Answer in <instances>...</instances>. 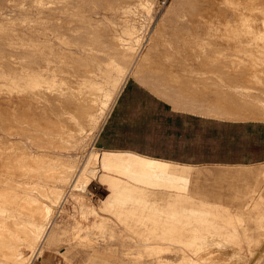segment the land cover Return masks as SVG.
<instances>
[{
  "label": "rangeland",
  "instance_id": "rangeland-1",
  "mask_svg": "<svg viewBox=\"0 0 264 264\" xmlns=\"http://www.w3.org/2000/svg\"><path fill=\"white\" fill-rule=\"evenodd\" d=\"M182 6V0H0V137H17L16 133H9L6 125V115H12L10 108L4 105L7 96L12 99L11 107L28 105L25 110L17 109L41 110L49 117L48 122L54 118L57 121V116L71 112L67 104L57 102L56 105V100L48 103L40 99L58 86V90L87 95L91 90L87 83L77 84L75 89L71 86L73 81H86L92 75L98 82L100 97L110 101L109 108L100 101L96 121L68 136L64 147L41 146L29 135L22 136L30 150L37 152L46 147L49 152L72 159L77 166L74 169H79L70 173L68 184L57 179L53 172L46 169L44 172L43 168L37 175L25 172L28 175L19 173L22 176L15 177L14 180L23 183L34 181L47 187H59L64 192L69 190L64 203L52 206L55 223L50 230L51 243H45L43 252H36L35 259L26 264L156 263L151 247L143 243L154 225L144 217L148 213L139 208L143 198L149 204L178 200L179 205L208 209L202 216L221 228L209 226L214 236L220 231L227 233L230 228L236 232V238L223 245L222 251L228 249L227 264L238 261V252L247 264H264V165L218 162L234 158V135L227 130L228 122H264V86L248 81L245 63L235 60L238 53L242 56L245 53L230 46H243V37L223 39L218 34L214 36L209 25L181 23ZM119 46L125 47L128 55L111 53ZM64 52L68 54L64 56ZM147 52L149 58L145 63L128 71L133 54L141 57ZM43 57L48 59L52 69L40 66ZM41 71L48 84L36 81L35 74ZM27 72L31 75L24 78ZM258 93L261 105L252 97ZM48 122L41 127L52 124ZM103 151H133L187 165L184 174L188 177L190 197L186 198L183 193L177 197L176 189L168 187L151 188L142 184L144 186L139 185L138 189V183L116 170L98 171L96 178L91 177L89 183L78 186L94 154ZM73 174L76 180L81 175L78 182ZM114 181L129 186L131 197L139 193L142 203L140 200L131 202L129 196L112 207H105L103 200L112 192L109 182ZM15 187L51 204L45 194L47 190ZM0 203V214L11 218L26 211L15 197L0 198ZM186 225L190 228V224ZM186 225L183 224V228ZM183 228L178 238L165 240L172 243H167L170 250L162 253L170 264L196 255V246L191 247L187 242L191 231ZM208 245L207 249L216 250L214 254L221 252L220 245ZM28 248L23 246L22 254H33ZM210 261L216 262V259H206L205 263Z\"/></svg>",
  "mask_w": 264,
  "mask_h": 264
},
{
  "label": "bare ground",
  "instance_id": "bare-ground-1",
  "mask_svg": "<svg viewBox=\"0 0 264 264\" xmlns=\"http://www.w3.org/2000/svg\"><path fill=\"white\" fill-rule=\"evenodd\" d=\"M182 5H183L182 6L183 13H181V15L179 14L180 15L179 21L181 23H184V24L189 23L191 25H197V24L202 23L203 25H209L214 30L213 35L215 36V34H218L217 36L220 38L223 37V39L224 37H229V36L243 37V41L241 40V42L244 43L243 46L242 45L230 46L238 52L243 51L245 53L243 56L241 55L242 53L241 54L238 53L239 55L236 56L238 58L235 60H239L241 63H245L246 65L245 73L247 75L246 78L248 81H254L258 83L259 85L264 86V0H182ZM29 32L31 34V31ZM217 36L216 38H218ZM51 39H53V37ZM69 53H72V52L70 51ZM111 53L115 56H122V57L128 55L127 51H125V47H122V46H119V48L116 47L114 51H112ZM67 54L68 52H64V56H66ZM70 58H71V55H70ZM148 58H149V52L145 53L141 57L138 55L134 56L133 54V59L129 63L128 71H130L133 66L134 67L136 66V68H140ZM42 60L43 61L40 64V66L48 70L52 69V66L47 61L48 59H45L43 57ZM68 63L70 62L68 61L66 65ZM18 68H19V65H18ZM62 68H64V66ZM82 71H85V70H82ZM67 72H68V67H67ZM22 73L23 74L25 73L24 70ZM62 73L63 72H61V74ZM52 74L53 73H51V75ZM63 74H66V73H63ZM10 75H11V72H10ZM30 75L31 73L27 72L24 75V78L26 77L29 78ZM35 76L37 78L36 81L40 84L46 81L44 79L45 77L43 78L42 71L36 73ZM60 77L62 76L60 75ZM58 79L60 81V78ZM62 80L61 82H64ZM36 81H35V84H37ZM49 83H50V80H49ZM72 83L74 84L71 87H74V89H75V85L77 84H78L77 86H79L80 84L82 85L84 83H87L88 87L89 86L91 87L90 88L91 90L89 91V94L87 95H80V93L71 92L70 90H69L70 92L64 89L58 90V87H59L58 86L56 90L54 91L51 90L49 94H47L45 97H42L40 99V100L47 101L48 103L50 100H56L55 104L57 102L59 104L60 103L67 104L68 109H70L71 112H66L67 116L66 115L57 116L59 117L57 121L55 120L56 118H54V121L52 119V122H48L47 119L49 117L47 116L46 112L41 111V110L23 111V110H18L19 108L17 109V107H21L22 109L27 108L29 107L28 105L11 107L10 103L12 102V99L8 98L9 96H7V99H6L7 102L5 101L6 103H4V105L6 106V109L7 107L8 109L10 108L9 109L11 111L10 114H12V115H9V117L7 116L9 113L6 115L7 117L6 125L9 126L7 127V129L10 134L16 133L17 137H11V138L10 137H7V138L0 137V198L4 200H8V198H11V197L18 198L20 202H22V204L24 205L25 207L24 209H26V211L24 212L26 213L24 214L23 212V214L19 216L18 215L19 212H18L17 215L19 217L17 218H14L15 216L11 218L8 215H4L3 211H2L3 214H0V264H24V263L26 264V262L33 259L36 252L37 253L43 252L42 250H43L44 244L51 243L52 241V235H51L52 232L50 230L53 229V226L55 223V222L53 223L54 220L52 221V217H53L52 216L53 214L52 206L55 207V206L61 205V203H64L65 202L64 200H66L68 193H69L68 192L69 190L64 192V191H61L59 187H53V186L47 187L39 183H36L34 181L29 182V183L28 182L23 183V182H20L19 180L18 181L14 180L15 177L17 176L21 177L22 175L20 174H23V173L26 175L28 174L37 175L39 173L38 171L43 168L44 172H45V169L46 171H51L54 173V176H56L57 179H59L61 182H64L65 184H68L70 183V180H71L70 178L72 175L70 173L73 170L78 169V168L74 169L76 165L73 164V162L71 161L72 159L68 160L64 158L62 155L49 152L48 150L45 149L46 147L40 148L41 150L37 152L30 150L28 146L23 142L22 136L29 135L30 138L33 140V142L35 143L39 142L41 146H59L61 148L65 146L64 140L66 138L68 139V136L75 135L74 134L75 132H79V130H81L86 125H92L96 121V116L99 110L100 101H102L103 104L105 103L104 107L109 108L110 101L106 102V99H102L100 97V93L98 90L100 88L96 86L98 82L93 79L92 75H89L86 81L75 80V82L73 81ZM46 84H48L47 81H46ZM51 84L48 86L51 87ZM58 84H60V82ZM65 84L63 85L65 86ZM11 86H13L12 83H11ZM262 93H264V90L262 91ZM252 97H255V102L258 105H261L260 100H257L258 99L257 97H260L259 93L254 94ZM245 101H248V100L245 99ZM254 116L258 117V114L255 113ZM50 118H51V114H50ZM46 121L52 124H49L48 126L46 125L47 127L43 125L44 128L41 127L42 124L47 123ZM29 136L27 137L28 139H29ZM81 137L83 136L81 135ZM36 146L38 147L37 144ZM89 160L91 162V159ZM92 160L93 161L89 163V165H87L88 167L86 166V169H84L81 182H79L80 184L78 183L79 184L78 186H83L84 184L89 183L91 177L96 178L98 171L107 172L108 170H116V171L121 172L125 176H127L129 180L138 183L137 184L138 189L140 188L139 185H142V184H146L148 185V187L152 186L151 188L168 187V188L176 189V191L178 192L177 197L181 196L182 193H183V196H185L186 198L190 197L189 192H187L188 177L184 174L185 171L188 170L186 168L187 165L173 163L168 160L151 157V156L140 154V153L133 152V151H103L101 154L96 152ZM25 172H30V173L27 174ZM74 174H73V177H74ZM78 177H77V180L74 177V179L77 182L79 180ZM109 183L112 187V192L109 194L107 199L103 200L105 202V207H112L123 199L125 201L126 197H129V196L131 197V188L129 186L127 185L123 186L119 182H115V181L109 182ZM15 186L25 187V188H30V189L38 188L42 192L47 190L45 194L48 195L49 197L48 200H50L51 204L46 203L44 200L38 199L32 194H28L26 190H24L25 192L22 193ZM71 186H74V184H71ZM142 198L143 197H141V199ZM133 200L134 202L136 200L137 201L140 200L139 193L138 194L134 193V195L131 197V202H133ZM142 200L144 202L142 203V201L140 200V202L142 203V206H140L139 208L145 211L146 213H148V215H145L144 217H146L147 220H150V222L154 224L153 226H151V229H150L151 235L147 237L146 242H143L146 245H149L151 247L150 248L151 254L156 255L157 261H155L156 263L154 264H170L169 261L167 259H163L164 256H162V253L170 250L167 244L169 242H165V240H168V241L174 240L173 236H175V238H178L181 233L179 230L183 228V224L184 225L190 224V228L186 225L188 228L185 226L183 229H185V231L187 230L191 231V233H189L190 237L187 239V242H188V245L191 247L196 246L194 248L196 255L193 256L191 253L192 256L184 257L185 259L183 258V259H180L178 262L176 261L177 262L176 264H227L226 252L228 251V249L225 251H222V249L223 250L225 249L223 247L224 244L226 243L228 244V242H231L230 240L232 238L233 239L236 238V232L234 228L228 229L227 233L220 231V233H217L214 236L213 234L214 232L209 231V229L213 227L215 223L213 224V222H210L208 218H205L206 216L205 217L202 216L203 213H207L209 211L208 209H199L195 207L179 205L178 200L174 202L169 201V202H162V203L153 202L151 204L145 201L144 198ZM130 206L131 208H134V205L131 204ZM21 209H23V206ZM2 210H3V207H2ZM189 218H194L193 219L194 223H191L193 222V220L189 221L188 220ZM179 221L182 222V225L181 223H179ZM195 222H197L199 226L195 225ZM147 223L149 224V222H146V224ZM214 227H216L217 230L221 229L217 225ZM222 227H226V226L222 225ZM212 234L214 237H211ZM223 235H226L227 237ZM177 241H179V239ZM261 242H259L258 244H260ZM211 243L220 245L221 252L214 254V252L216 251L215 249L209 250L210 247H208L207 249V245L208 244L210 245ZM169 244H172V243H169ZM23 246L29 247L28 249H31V251H33V254L32 253L29 255L22 254L21 249ZM236 251L238 252V250ZM236 256H237L236 259H238V261L235 264H247V261L245 260L242 254L238 252L236 253ZM206 259H211V260L216 259V262L210 261V263H205ZM32 261H30V263H32ZM232 264L234 263L232 262Z\"/></svg>",
  "mask_w": 264,
  "mask_h": 264
},
{
  "label": "crops",
  "instance_id": "crops-1",
  "mask_svg": "<svg viewBox=\"0 0 264 264\" xmlns=\"http://www.w3.org/2000/svg\"><path fill=\"white\" fill-rule=\"evenodd\" d=\"M227 130L234 135V158L218 162L245 166L264 165V122L232 121L227 123Z\"/></svg>",
  "mask_w": 264,
  "mask_h": 264
}]
</instances>
